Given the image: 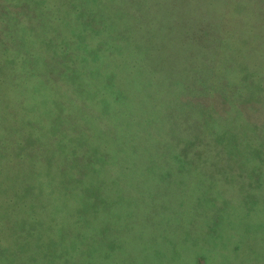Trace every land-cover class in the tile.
Masks as SVG:
<instances>
[{
	"label": "rangeland",
	"instance_id": "1",
	"mask_svg": "<svg viewBox=\"0 0 264 264\" xmlns=\"http://www.w3.org/2000/svg\"><path fill=\"white\" fill-rule=\"evenodd\" d=\"M190 1L0 0V264L82 260L60 227L264 264V0Z\"/></svg>",
	"mask_w": 264,
	"mask_h": 264
},
{
	"label": "trees",
	"instance_id": "2",
	"mask_svg": "<svg viewBox=\"0 0 264 264\" xmlns=\"http://www.w3.org/2000/svg\"><path fill=\"white\" fill-rule=\"evenodd\" d=\"M194 3L196 0H193ZM193 1H190L191 4H193ZM190 44H192V41H190ZM242 122V121H241ZM254 156H257L256 162L254 163V166L259 167V165H264V153H262V149H260L259 152H257ZM241 158V156H240ZM255 172L256 178H258V175L260 173H263V169H256ZM258 188H261L260 182L257 181ZM259 194V192H258ZM260 197V196H259ZM248 209H247V216L252 218L253 215H255V212L257 211V205H264L263 201L260 202H254L252 201L247 202ZM251 204V205H250ZM84 205V204H83ZM91 208V206L89 207ZM219 221V218H215L214 224H216ZM245 221H240L238 219L233 220L232 223L242 226ZM63 226V224H61ZM250 226V225H249ZM251 230L250 233L254 234L255 232L254 227L258 228V225L255 223L251 224ZM51 228V227H50ZM247 230H249L248 226L246 225ZM259 228H264V223H260ZM53 237L50 238V243H54L56 247H62L63 250L61 252H64L67 254V251L73 250L75 252H78V255L82 258V260H79L78 262H71L67 258H56L50 257V264H156V261L158 258L159 261L158 264H165V260L163 256L161 255V252H154L150 255H147V249L144 247H136V248H126L124 244H120L116 242V237L113 239L106 237L104 235H96V236H88L84 237L81 235H74L72 233H68L63 227H60L56 230V232L52 231ZM28 235L33 236L34 234L31 232H27ZM249 233V232H248ZM50 234V235H51ZM237 244H235V248L239 249L241 243H244V246H246V249L251 250V242L247 241L243 236L238 234L236 231L235 233ZM55 235V236H54ZM122 245V247H121ZM250 251H228L225 253V257L241 260L244 259V256H247L248 252ZM63 253H60L62 255ZM116 254H119V258H116ZM208 253L205 252H199L196 250V255L194 257L195 262L194 264H211L213 263L214 259L207 255ZM2 254L0 253V260H1ZM21 258V257H20ZM249 258H252L249 256ZM213 260V261H212ZM240 262V261H239ZM17 264H31L29 262H22L21 259H19Z\"/></svg>",
	"mask_w": 264,
	"mask_h": 264
}]
</instances>
